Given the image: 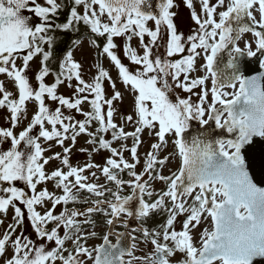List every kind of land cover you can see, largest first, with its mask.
I'll use <instances>...</instances> for the list:
<instances>
[{
	"label": "snow or ice",
	"instance_id": "obj_1",
	"mask_svg": "<svg viewBox=\"0 0 264 264\" xmlns=\"http://www.w3.org/2000/svg\"><path fill=\"white\" fill-rule=\"evenodd\" d=\"M199 5L198 13L193 0H186L190 18L197 28L185 36L174 23L176 13L171 11L175 7L174 0H159L156 5L151 0H70L66 22L61 24L55 23V19L65 5L57 0H0V74L11 78L18 90V98H14L0 81V108L9 111L10 121V127H0V145L9 144L6 150L0 148V213L6 214L9 208L14 212L12 223L0 234V257L4 258V264H57V261L85 264L82 257L91 264H132L124 257L131 256L136 245L122 243L125 233H115V244L109 239L114 234L111 230L103 236V243L93 248L81 242L87 239L81 235V225L94 223L90 216L95 212L108 217L109 226L121 217H125L127 226L128 219L144 221L158 211L167 212L166 223L161 225L162 233L141 226L145 242L154 246L148 257H134L142 264H170L169 257L176 252L185 254L180 264H254L258 258H264V186L254 182L249 162H246L254 138H264V73L245 75L241 62V58L257 57L258 53L264 56V0H199ZM149 21H154V30L147 26ZM81 22L96 38L105 39L102 54L110 58L118 69V78L129 86L134 116H127L126 121L131 123L135 117L137 125L132 132H126L113 122L114 102L122 99V93L113 81L111 98H106L103 81H111L112 77L102 66L98 65V75L87 83L81 77V65L68 51L55 83H45L50 73L47 62L53 55L51 49L55 42V37L49 33L54 29H73ZM162 28L167 37L166 57L180 58L153 56V47L163 38ZM245 33L252 34L255 51L253 42H246L244 48L239 46ZM146 35L150 38L148 43H144ZM133 36L139 38L144 51L140 55L130 44L124 49L129 60L139 66L130 70L114 51L117 48L114 38L126 37L130 42ZM44 44L49 50L45 51ZM226 49L230 51L224 63L221 53ZM37 55H42L43 59L35 77L38 85L34 88L27 72ZM201 56L204 75L191 77ZM17 60L22 61L21 66L17 65ZM259 68L264 69V62ZM73 79L78 82L74 89L76 98L58 95L59 85ZM209 80L210 89L206 86ZM177 88L190 95L187 98L176 95ZM196 88L201 91L193 92ZM227 88L233 91H225ZM85 93L94 96L90 101L91 111L82 110V104L88 100ZM192 95L198 97L197 103H193ZM46 97L57 101L59 106L50 109ZM29 100L36 102L37 109L27 126L17 134L14 129L27 118ZM104 105H107L106 112ZM62 108L74 109L85 119L73 122L74 117L65 115ZM93 121L99 127L96 132H89ZM192 121L198 122L201 131L189 139L185 133ZM210 122H214V127L208 129L205 126ZM46 124L51 126L50 130ZM37 127L38 135H34ZM146 128L155 131L157 142L146 153L144 171L137 173L140 134ZM109 130L113 141L132 138L130 149L126 145L121 148L130 152L135 163L125 160L123 151L104 139L103 134ZM82 133L92 137L90 144L99 145L96 151L111 152L101 171L115 184V191L98 182H87L88 177L83 173L100 166L89 163L85 167H73L67 155L71 151L69 147H64L62 159L68 170L57 168L50 175L45 172L44 165L53 158L60 159L61 154L44 159L45 149L39 139L56 140L61 146L65 140H70L75 145ZM169 136L176 149L172 155L177 156L180 163L176 171L162 175L156 169H162L169 162V156L159 157ZM125 170L132 179L120 178ZM92 175L95 176V172ZM145 175L148 180H144ZM156 179L166 185V190L157 193V198L152 200L150 181ZM47 180H54L63 194L57 196L47 188L37 191V185ZM17 181L30 188L31 195L15 186ZM126 184L131 187V194L121 195ZM81 190L97 199L90 203L84 201L88 203L84 211L68 208L70 202L79 200ZM166 201L171 202L170 207ZM46 202H50L51 207L38 211L37 206L43 207ZM61 204L64 210L54 214L56 206ZM181 215L185 218L182 230L177 231L174 224ZM80 216L85 219L78 220ZM26 219H30V227L40 243L23 231L17 234V229L24 228ZM208 219L211 226L200 233L197 246L192 232L202 220ZM3 223L0 220V224ZM61 228L65 229L63 236ZM89 235L96 236V233ZM69 240L72 250L65 247ZM168 241H172V246ZM48 242L55 245L50 250ZM9 246L13 249L11 256L7 254Z\"/></svg>",
	"mask_w": 264,
	"mask_h": 264
},
{
	"label": "rangeland",
	"instance_id": "obj_2",
	"mask_svg": "<svg viewBox=\"0 0 264 264\" xmlns=\"http://www.w3.org/2000/svg\"><path fill=\"white\" fill-rule=\"evenodd\" d=\"M214 2V0H213ZM194 6L196 8V11L199 13L200 12V5H199V0H193ZM175 7L171 10L176 13V16L174 17V23L177 25V29L179 32H182L185 36L192 34V32L197 28V25H195L194 21L191 20L190 18V12L191 10L186 6V0H174ZM82 11V9H80ZM27 14V13H25ZM149 28H152L153 30L155 29V23L154 21H149ZM162 39H158L156 46L153 47V56H160L161 59H178L180 58L179 56H174V57H166V39L167 37L164 36L163 33V28H162ZM149 37L146 35L144 38V43H148ZM114 42L117 44V48L114 50L116 54L120 57L122 63H124L126 66L130 68V70H135L139 66L133 64L124 49L130 44V46L135 49L138 54L143 55V44L140 42L138 37L133 36L132 40L129 42L127 41L126 37H116L114 38ZM246 42H253V36H243L239 42V46L241 48H244ZM253 51H255V43L253 42ZM187 54V53H185ZM96 53L95 50L92 48V45L89 43V41L84 40L81 42L75 50L73 51V59L78 62L81 65L80 72H81V77L84 79L87 83H91L96 76V68L97 66V61L95 59ZM42 55L40 56H35L33 60L30 62V71L27 72L28 78L32 86L35 88L38 85V81L35 79L37 72H38V66L42 63ZM22 61L17 60V65L21 66ZM204 64V60L201 57L197 58L196 62V71L192 72L190 74L191 77H197V76H202L204 75V70L202 69L201 65ZM104 69L107 70L112 77V80L109 81L105 79L104 82V90H105V96L106 98H111V94L113 92V89L111 87V83L114 81L116 84V89L119 90L122 93V99L118 102H114L115 110H114V115L115 118L117 119V122L121 123L124 126L130 125V128H135V117L133 122L129 123L126 121V117L129 115L134 116L133 112V96L132 93L129 91V86L124 85L122 81L118 78V69L115 67L114 63L108 59H104ZM49 77H45V83L51 85L55 81L54 79L48 75ZM183 79V77H181ZM0 81L3 82L4 87L7 91H10L13 93L14 98H18V90L16 87H14L11 78L7 77L6 74H0ZM171 82V81H170ZM69 83L72 85L69 87ZM78 82L73 79L72 81H65L61 86L57 88V94L58 95H64L65 97L69 98H76V94L74 92L75 87L77 86ZM206 86L210 89L211 88V80L206 82ZM238 89V88H237ZM200 88H196L193 90V92H200ZM233 91V90H232ZM231 92V90L229 91ZM176 95H179L182 98H187L190 94L187 92H184L182 89H175ZM85 95H88V99L93 97L92 94L85 93ZM171 95V94H170ZM0 98H2V95H0ZM173 99L175 97L173 96ZM192 101L193 103L198 102V97L196 95H192ZM208 101H211V93L209 92V97ZM45 102L48 105L50 109H55L56 107L59 106L57 101H53L50 98L46 97ZM219 106V105H218ZM217 106V107H218ZM26 107H27V112H26V117L25 119H22V121L17 125V127L14 129V132L17 134L24 129V127L27 126L29 120L31 119L32 115L34 114L35 110L37 109V104L36 102L29 100L26 102ZM82 110L87 111L89 107V102L85 101L84 104H82ZM205 107H207V103L205 104ZM104 110L105 112L107 111V105H104ZM62 111L64 112L65 115H71L74 117L75 120H80L83 121L85 117L80 113L77 112L76 110L72 109H66L62 108ZM9 117V111L6 108H0V127H10V121L8 119ZM46 127L49 128L50 130V125L46 124ZM59 127V126H58ZM129 128V129H130ZM34 134L38 135V127L37 129H34ZM70 135V133H69ZM144 137L143 142V148L146 150H149L151 148V140L150 137ZM40 143H45L46 147L52 149L49 153L48 156L51 157L52 153L55 152H60L64 151V147H69L71 148V151L67 153L69 157V162H71V165L73 167H76L77 165H80L82 162L84 164H87L88 161L94 162L96 161L97 165H100L102 160H104L105 157L108 156V153H98L96 156H93L92 154L89 153V148L87 145V136H80L77 137L75 145L72 144L70 140H65L64 146H61L57 143L56 140L47 142L44 138H40L39 141ZM49 145V146H48ZM121 143H117V146H121ZM9 146L8 142H6L4 145H0V148L7 149ZM138 153L144 157L145 161V154L143 152L138 151ZM65 153L63 152L62 158L60 159V162L56 165V167L62 166V159ZM130 162H133L131 157L129 158ZM170 165L173 166L175 170L179 167V162L178 159L174 156L169 159ZM50 169V168H49ZM142 168H139V172H141ZM144 180H147V177H145ZM15 186L23 188L29 195H31V189L28 188L22 181H17L15 182ZM40 189V188H39ZM44 189V188H43ZM46 204H44L43 207H45ZM23 207V206H22ZM41 206H37V210H41L43 208ZM23 210L26 212V208H23ZM14 215L13 209L9 208L8 212L5 213H0V220H3L4 223L2 226H0V234H3V232L6 230L7 226L9 223L12 221V217ZM186 215V214H185ZM185 215L178 216L179 219L177 222H175L174 227L175 230L180 229V225H182ZM30 219L25 220V226L23 229H17V234L20 231H23L26 236H28L30 239H32L36 243H40V241L37 239L34 230L30 227ZM179 226V228H178ZM211 226V221L210 219L208 220H202L201 224L193 230L192 235L194 237V241L196 242L197 246H199V237L200 233L203 231L204 228H210ZM65 230L63 228L60 229V234L63 236ZM101 232V230H99ZM99 244H102V240L96 238L91 241H89L86 245V247L93 248ZM54 242H48L47 247L50 250L52 247H54ZM170 246H172V241L170 242ZM154 251L153 245L148 244L147 242L143 241L138 243L137 242V257L140 258H146L149 256L150 253ZM13 252V249L11 246L8 248V255L11 256ZM185 258V254H181L180 252H176L175 255L170 259V264H175V263H180L183 259ZM82 259L85 260V264H91V261H88L86 257H82ZM0 264H4V258L0 260ZM132 264H142L141 260L133 261Z\"/></svg>",
	"mask_w": 264,
	"mask_h": 264
},
{
	"label": "trees",
	"instance_id": "obj_3",
	"mask_svg": "<svg viewBox=\"0 0 264 264\" xmlns=\"http://www.w3.org/2000/svg\"><path fill=\"white\" fill-rule=\"evenodd\" d=\"M57 3H61L62 5H65L64 7H62L58 11L57 17L55 19V23L61 24V23L66 22V17L68 16L67 5L70 3V0H57ZM78 10H80V9H78ZM49 35L55 37V42H54L52 49H51L53 52V55L47 63H48V67L50 68L49 75L51 77L54 75L55 78H56V75L61 70L60 64L63 62V59L66 56L68 51L72 52L73 50H75L77 45H79L81 42H83L84 40H89L92 43V45L95 47V49H97L96 51H98V54L100 55V53H102V46H103L104 42H106L104 38H96L95 34H92L90 32V29H88L87 26H85L82 22L79 24H75L73 26V29H70L67 31H64L61 29H54L53 31H51L49 33ZM93 40H95L96 42L93 43ZM74 41H75V43H74ZM95 45H100V47L96 48ZM44 49H45V51L49 50V48H47V49L44 48ZM99 63H100V61H99ZM47 77H49V76H47ZM104 81H103V84H104ZM98 127H99V125L95 124V122L93 121V123L89 126V129L92 132H96V129ZM83 134H85V133H82L79 136H81ZM88 137L90 138V140L92 139V137H90V136H88ZM103 137H104V139L111 141L112 145H114L115 141L112 140L111 130H109V132H107V133H104ZM94 146H95L94 150L97 147H99L98 144H96ZM101 150H105V149H100L99 151H101ZM123 155H124V152H123ZM160 169L161 168L158 167V169H156V171L159 173ZM122 177L125 180L131 179L128 172H124L122 174ZM163 190H166L165 184H164ZM158 193H160V192H158ZM156 194L153 195L152 200H155L157 198ZM81 195L87 197L89 194L86 190L85 191L82 190ZM145 198L147 199V197H145ZM88 202L90 203L91 201L89 200ZM170 203H171L170 201H166V204L169 207H170ZM67 207L70 209L75 208L77 210H82V209H86L88 207V203H84V202L72 203V204H68ZM167 216H168V214L165 211H158L156 213H153L148 219L141 221L142 227L149 229V231L156 230V231H160L162 233L163 230L161 228V225H164L166 223ZM84 219H82L81 221H83ZM90 219L92 220V217H90ZM92 221L94 223H87V224L81 225V229L83 230L81 232V235L87 236L86 240L81 241L82 243L85 244V246L87 245V243L89 241L96 239V238L103 239V236H104L102 234H96V236L87 235V232L89 231L88 228L92 227V224H93V226H95V225H100V226H105V227L109 226L106 222L107 217H105L104 215L98 216L95 221L94 220H92ZM51 226L52 225L50 224L49 227H51ZM142 237H143V235H142ZM161 237H162V235H161ZM142 239H144V237ZM161 242H163L162 239H161ZM65 247H67L69 250H72V248H73L72 241L71 240L66 241ZM65 255H67V254H65Z\"/></svg>",
	"mask_w": 264,
	"mask_h": 264
},
{
	"label": "water",
	"instance_id": "obj_4",
	"mask_svg": "<svg viewBox=\"0 0 264 264\" xmlns=\"http://www.w3.org/2000/svg\"><path fill=\"white\" fill-rule=\"evenodd\" d=\"M151 2L153 3V5H156L158 4L159 0H151ZM153 10L155 11L158 9L154 8ZM247 34H251V33H245L241 36V38ZM229 51L230 49H226L224 52L221 53V58L223 59L224 63L227 62ZM241 62L243 64L244 69L246 70L245 75H260L261 73H264V69L259 68L260 63L264 62V56H261L259 53L257 54V57L241 58ZM225 90H232V89L227 88ZM205 127H207L208 129L213 128L214 122H210L209 125ZM199 131H201V127L198 124V122L192 121L189 131L185 133V136L191 139V137L197 134ZM246 162H249V172L250 174L253 175L254 182H258V186H264V138H254L253 145L246 154ZM114 226L115 224L109 226L108 232L111 230L114 233L113 235L109 236V239H114L116 243ZM140 229L141 227L139 224H137L135 227L131 226L130 220L128 219L127 228L123 232L125 233V235L123 237L122 243L127 246L133 244V240L131 239V237H134L133 233L135 232H142ZM126 257L129 256L125 255L124 258ZM57 264H61V262L57 261ZM254 264H264V258H258L254 262Z\"/></svg>",
	"mask_w": 264,
	"mask_h": 264
},
{
	"label": "flooded vegetation",
	"instance_id": "obj_5",
	"mask_svg": "<svg viewBox=\"0 0 264 264\" xmlns=\"http://www.w3.org/2000/svg\"><path fill=\"white\" fill-rule=\"evenodd\" d=\"M249 35H251L252 36V34H247V35H245V36H249ZM89 43L92 45V43L89 41ZM105 43V42H104ZM96 46V48H97V45H95ZM43 47L44 48H49V46L47 45V44H44L43 45ZM92 47L94 48V50H95V53H96V56H95V59L97 60V64H104V59H108V61L110 60V58L106 55V54H102V53H100V55L98 54V51H96L97 49H95V47L92 45ZM38 56H40V55H38ZM99 61H100V63H99ZM52 78L54 79V81H55V76L53 75L52 76ZM66 81V80H65ZM65 83V82H64ZM62 85V84H61ZM61 85H59V86H61ZM239 87V85L237 84V88ZM233 90V89H232ZM232 92V91H231ZM34 131L35 130H33V134H34ZM34 135H36V134H34ZM131 158L133 159V157L131 156ZM179 163H180V161H179ZM93 172H95V174H96V176L97 177H102V179L101 180H98V179H96L95 181H94V183H99V184H102V185H105V187H107V188H110V189H112L113 191H115L116 190V186H113V184L114 183H112V182H109L107 179H106V177L103 175V173H102V171L100 170V169H97V168H94L92 171H91V174L93 173ZM131 191H132V189H131V187H128V185L126 184V185H124L123 186V188H122V191H121V195H129V194H131ZM111 197H109V199H110ZM95 199H97V197H95L94 195H92L91 196V200L93 201V200H95ZM105 210H107V209H105ZM101 215H104L102 212H95V213H92V220H96V218L98 217V216H101ZM105 216V215H104ZM106 217V216H105ZM107 219H108V217H107ZM179 219V217H177V219H176V222H177V220ZM124 220H125V217H121V218H119V219H117L115 222H114V224H115V226H114V229H115V233H123L124 231H125V229L127 228V226H125V223H124ZM130 220V224H131V226H133V227H135L138 223L139 224H141V220H137V219H129ZM142 225V224H141ZM92 226H93V224H92ZM98 227H102V228H104L105 226H100V225H98ZM97 226L96 227H92L93 229H96V228H98ZM176 228V227H175ZM178 228H179V226H178ZM177 230V229H176ZM180 230H182V225H180V229L179 230H177V231H180ZM138 239V238H137Z\"/></svg>",
	"mask_w": 264,
	"mask_h": 264
},
{
	"label": "built area",
	"instance_id": "obj_6",
	"mask_svg": "<svg viewBox=\"0 0 264 264\" xmlns=\"http://www.w3.org/2000/svg\"><path fill=\"white\" fill-rule=\"evenodd\" d=\"M42 144V143H41ZM47 158H48V156H47ZM60 168H62V166H60Z\"/></svg>",
	"mask_w": 264,
	"mask_h": 264
}]
</instances>
